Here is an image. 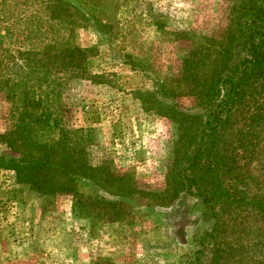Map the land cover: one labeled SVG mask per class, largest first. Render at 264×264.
Wrapping results in <instances>:
<instances>
[{"label": "rangeland", "instance_id": "374dc122", "mask_svg": "<svg viewBox=\"0 0 264 264\" xmlns=\"http://www.w3.org/2000/svg\"><path fill=\"white\" fill-rule=\"evenodd\" d=\"M23 1L28 6L14 16L23 23L31 20L30 27L39 20L33 45L62 37L86 52L83 75L64 76L62 125L68 130L90 129L89 163L129 174L135 189L145 195L126 200L127 218L108 222L97 212L89 218L79 216L72 208V194H38L17 184L12 171L0 169V264H184L197 248L194 235L209 229L212 221L200 201L189 195H181L169 207H146L151 201L147 192L166 189L179 133L168 118L145 111L137 97L154 90L156 82L178 83L182 60L199 51L200 44L213 50L225 43L226 35L235 32V0H72L66 9L71 22L67 25L49 22L43 8L47 0ZM98 4L104 8L87 11L88 5ZM18 37L6 40L5 46L29 48L22 35L17 43ZM209 59L214 61V53ZM205 68L200 66V75H205ZM190 88L181 86V95L174 99L183 111H196L198 98ZM247 103L254 113L262 106L263 119L251 128L243 126V115L237 116L230 132L238 135L244 130L249 144L236 151L235 160L264 194V99L253 97ZM15 116L11 94L0 92V154L13 153L5 139ZM80 191L114 199L91 184H83ZM221 231L220 240L235 250L234 259L222 264H264V220L240 213L226 218Z\"/></svg>", "mask_w": 264, "mask_h": 264}, {"label": "trees", "instance_id": "16d2710c", "mask_svg": "<svg viewBox=\"0 0 264 264\" xmlns=\"http://www.w3.org/2000/svg\"><path fill=\"white\" fill-rule=\"evenodd\" d=\"M71 2H44L49 22L71 24L66 20ZM27 6L28 1L0 0V92L11 94L16 115L5 139L13 153L0 154V169L12 171L17 184L38 194H72V208L79 216L89 218L97 212L108 222L121 221L129 215L126 200L145 193L135 189L129 174L89 163L90 129L68 130L62 125L64 76L83 75L86 52L62 37H50L43 46L33 45L38 40L39 20L30 27L31 20L23 23L14 16ZM103 8L102 4L88 5L87 11ZM6 23L9 26H4ZM232 27L235 32L228 33L218 48L210 50L200 44L199 51L193 50L195 54L182 60L178 83L156 82L154 90L140 92L137 97L145 111L168 118L179 133L171 152L166 189L160 194L147 192L151 201L146 207H169L181 195H189L200 201L212 221L209 229L194 235L197 248L184 264H222L234 259L233 246L220 240L226 218L245 213L264 220V194L254 188L235 160L236 151L249 144L245 139L248 133L230 132L238 115H243L244 127L252 128L263 119L259 113L262 106L254 113L247 102L253 97L264 99V0H235ZM15 35H22L29 48L8 49L6 40ZM212 53L214 61L210 63ZM200 62L206 66L204 76L199 73ZM183 85L190 86V93L197 96L196 111H183L174 103ZM247 114L249 118L244 117ZM83 184H91L114 199L100 193L86 196L80 191Z\"/></svg>", "mask_w": 264, "mask_h": 264}]
</instances>
